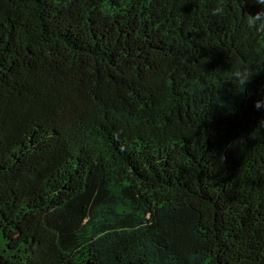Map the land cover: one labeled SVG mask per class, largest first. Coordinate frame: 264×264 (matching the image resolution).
<instances>
[{
	"label": "trees",
	"instance_id": "trees-1",
	"mask_svg": "<svg viewBox=\"0 0 264 264\" xmlns=\"http://www.w3.org/2000/svg\"><path fill=\"white\" fill-rule=\"evenodd\" d=\"M260 11L0 0V264H264Z\"/></svg>",
	"mask_w": 264,
	"mask_h": 264
},
{
	"label": "clouds",
	"instance_id": "clouds-1",
	"mask_svg": "<svg viewBox=\"0 0 264 264\" xmlns=\"http://www.w3.org/2000/svg\"><path fill=\"white\" fill-rule=\"evenodd\" d=\"M253 2L260 6L261 11L256 15H247L245 18V23L248 30L264 36V0H253ZM225 9L223 6H218L212 10V15H223ZM228 82H231L236 86V88L246 89L247 85L252 81L254 77L253 70L249 67H238L234 68L230 72H228ZM264 102L257 101L255 103V108L260 109ZM264 124V122H261Z\"/></svg>",
	"mask_w": 264,
	"mask_h": 264
}]
</instances>
